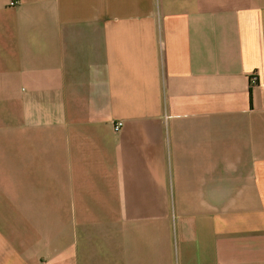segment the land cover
I'll list each match as a JSON object with an SVG mask.
<instances>
[{
  "label": "crops",
  "instance_id": "crops-1",
  "mask_svg": "<svg viewBox=\"0 0 264 264\" xmlns=\"http://www.w3.org/2000/svg\"><path fill=\"white\" fill-rule=\"evenodd\" d=\"M12 1L0 264H264V0Z\"/></svg>",
  "mask_w": 264,
  "mask_h": 264
},
{
  "label": "built area",
  "instance_id": "built-area-1",
  "mask_svg": "<svg viewBox=\"0 0 264 264\" xmlns=\"http://www.w3.org/2000/svg\"><path fill=\"white\" fill-rule=\"evenodd\" d=\"M16 2H17L16 0H13V1H12V4H15ZM251 78H252V82L255 83V82H256V77H255V75L251 76ZM123 125H124L123 120H117V121H114V124H113V129H114V131H116V132L121 131Z\"/></svg>",
  "mask_w": 264,
  "mask_h": 264
},
{
  "label": "trees",
  "instance_id": "trees-1",
  "mask_svg": "<svg viewBox=\"0 0 264 264\" xmlns=\"http://www.w3.org/2000/svg\"><path fill=\"white\" fill-rule=\"evenodd\" d=\"M255 77H256V82L255 83L252 82V78L250 77V84H251V86L258 83V77L256 75H255ZM251 96H252V94H251V88H250V97Z\"/></svg>",
  "mask_w": 264,
  "mask_h": 264
},
{
  "label": "rangeland",
  "instance_id": "rangeland-1",
  "mask_svg": "<svg viewBox=\"0 0 264 264\" xmlns=\"http://www.w3.org/2000/svg\"><path fill=\"white\" fill-rule=\"evenodd\" d=\"M68 226H70V225H68Z\"/></svg>",
  "mask_w": 264,
  "mask_h": 264
}]
</instances>
